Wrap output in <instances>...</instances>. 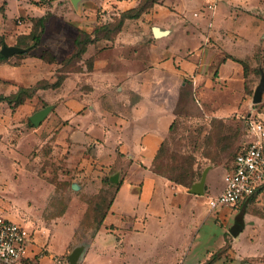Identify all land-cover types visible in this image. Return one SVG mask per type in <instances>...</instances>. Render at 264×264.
I'll return each instance as SVG.
<instances>
[{
  "label": "crops",
  "instance_id": "0c3cea01",
  "mask_svg": "<svg viewBox=\"0 0 264 264\" xmlns=\"http://www.w3.org/2000/svg\"><path fill=\"white\" fill-rule=\"evenodd\" d=\"M140 1L81 0L76 7L72 0H0V37L8 45L26 47V41L31 46L0 59V96L35 88L41 104L27 120L21 105L31 97L15 108L0 106L4 150L20 151L22 139L28 146L23 155L11 157V176L0 162V187L8 178L15 180L12 187L5 185L10 200L0 198V214L32 232L33 256L23 264H62L80 242L86 264H206L226 247L210 264L233 263L226 259L236 255L234 241L241 233L234 237L227 231L218 243L210 227L201 231L212 213L228 216L227 208L201 209L189 202L197 194L152 166L186 86L204 99L223 93L237 100L216 107L215 115L249 107L244 63L260 65L264 54V0H160L140 16L126 18L113 37L95 38L97 26ZM45 15L54 28L44 30L34 46L35 19ZM155 27L162 34L157 36ZM180 31L187 40L176 44ZM48 104H54L48 116L30 124L31 114ZM12 133L15 146L8 148ZM116 172L112 201L85 239L90 203L82 195L99 192L104 177ZM209 179L210 171L205 194L211 192V198L225 183L223 176L212 191L216 184L211 187ZM67 180L82 192L61 208L58 183Z\"/></svg>",
  "mask_w": 264,
  "mask_h": 264
},
{
  "label": "rangeland",
  "instance_id": "374dc122",
  "mask_svg": "<svg viewBox=\"0 0 264 264\" xmlns=\"http://www.w3.org/2000/svg\"><path fill=\"white\" fill-rule=\"evenodd\" d=\"M45 18L44 30L46 33L51 32L53 22L47 17ZM49 34L46 35L48 37ZM185 32H178L173 39L176 44H182L186 39ZM47 53V52H46ZM51 56L45 54V57ZM262 59V58H261ZM257 66H247V73L249 79L247 83V99L250 102L248 108H243L242 104L239 109H234L229 115L221 117L215 115L216 107L225 105L228 103L237 104V100L229 99L223 93H212L207 99H204L196 90L191 86H186L182 92L178 104L176 106V118L174 120L172 131L166 138L161 155L158 159V163L166 168V163H182L188 162L191 164V171L195 173L196 182L200 180L203 170L207 166H211L209 183L211 187L216 186L212 191H215L216 187L222 185V177L227 170L230 169L232 161L240 149V147L249 140V136L245 126V118L249 113H256L257 116H264V93L260 103L253 104L252 97L254 89L258 84L261 77V69L264 70L261 60L259 59ZM260 68V69H259ZM260 70V71H259ZM3 88V87H1ZM0 88V91H1ZM45 88V87H44ZM43 88V89H44ZM36 90V89H35ZM3 93H0L2 95ZM31 100L21 105L22 109L26 110L24 119L27 120V114L41 106L40 102H37L34 98V93L30 96ZM6 101L0 100V106H7ZM29 103H32L31 105ZM17 128H15V133ZM13 134V133H12ZM16 135L13 134L12 142H6L8 148L15 146ZM20 144V145H19ZM4 145L0 143V162H2V168L6 176L12 174V159L16 157V154H24L27 151V144L22 139L19 141L17 148H10V152L4 150ZM37 148V147H36ZM36 148L32 149L33 157L38 154ZM114 152V154H113ZM115 155V151L111 152ZM50 170H54L52 164H47ZM40 167V164H39ZM201 172L200 176H197ZM13 178V177H12ZM8 178L9 188L15 183V180ZM70 180L59 184V204L63 208L70 200L82 192L74 191L69 186ZM0 187V198L4 200H10L4 191L5 185ZM114 188L112 184L104 182L99 192L96 194L88 195L83 194L82 198L86 199L90 203V209L84 220L85 239H88L92 235L94 229L97 227V223L100 220L104 208L108 206L112 199ZM211 192H207L204 195H197V199L189 202L197 203L198 206L203 209H209V198ZM227 214H214L212 213L207 219V223L203 226L202 232L208 227L211 228L214 239L223 238L230 227L237 220L238 214L243 213V223L247 225L240 233L238 239L234 241V249L236 255L233 257L227 256L226 260L233 261L232 264H264V190H261L252 200L246 205H241L239 208H227ZM248 213V214H247ZM237 214V215H236ZM247 215V216H246ZM216 217H218L216 219ZM84 232V230H83ZM213 247L217 245V242H213ZM78 245H85L84 242H80ZM230 246V245H229ZM211 247L210 245L208 248ZM226 248L218 250L213 259L221 257L226 251ZM252 251L253 253H250ZM238 252L250 255H241L238 257ZM240 256V255H239ZM37 264V263H34Z\"/></svg>",
  "mask_w": 264,
  "mask_h": 264
},
{
  "label": "built area",
  "instance_id": "2783aa9c",
  "mask_svg": "<svg viewBox=\"0 0 264 264\" xmlns=\"http://www.w3.org/2000/svg\"><path fill=\"white\" fill-rule=\"evenodd\" d=\"M214 8V4H210ZM249 140L237 151L224 174V188L211 197V209L238 208L257 195L264 186V116L253 113L245 118ZM32 232L18 221L0 214V263L23 264L33 256ZM62 264H72L63 261ZM76 264H86L79 261Z\"/></svg>",
  "mask_w": 264,
  "mask_h": 264
},
{
  "label": "trees",
  "instance_id": "16d2710c",
  "mask_svg": "<svg viewBox=\"0 0 264 264\" xmlns=\"http://www.w3.org/2000/svg\"><path fill=\"white\" fill-rule=\"evenodd\" d=\"M159 1L160 0H141L140 3L136 7L131 8L127 11L121 12V14L119 16H116L114 20H112L106 24H102L100 26H97L95 29V33H96L95 38H97L100 33H103L104 35H106L109 38L113 37V35H115V33L122 27L124 20L126 18H133V17L140 16L143 12L148 11V9H150L155 3L159 2ZM44 24H45V18L44 17L35 19L33 31L30 34L31 41L34 42V46L39 45L41 34L44 31ZM3 44H5V40L2 37H0V48ZM22 44L27 46V45H29V42L22 41ZM260 54H261V52L260 53L258 52L256 54V57L259 56ZM3 58H5V56L0 52V59H3ZM260 60L262 61V65L264 68V54L262 56H260ZM244 65H245V71L247 74L248 64L245 62ZM34 92H35V88L21 87L15 93H12L10 95L0 96V100L6 101L12 108H15V107L19 106L20 104L24 103L28 98H30V96ZM253 114L258 118L262 117V116H257L256 113H253ZM29 123L32 124L30 120H29ZM173 123H172V126H173ZM172 126H171V131H172ZM165 140L162 142L160 148L158 149V152H157L156 157L154 159L152 168L157 174L168 178L170 181H172L176 184L184 185L185 187L189 188L192 185V183L196 177L195 173H192V171H191V164L190 163H188V162H182V163H177V164H175L174 162L166 163V168H163L158 163V159L161 155ZM200 175H201V172L197 174V176H200ZM103 181L107 182L109 184H112L113 186L116 187V184L113 183L109 179V176H105ZM263 189H264V186H263L262 190ZM113 195H114V193H113ZM112 198H113V196H112ZM111 201H112V199H111ZM111 201L109 202L108 206L105 208L109 207ZM246 204H248L247 201L244 202V205H246ZM105 208H104V210H105ZM104 213L105 212H103L102 216L104 215ZM243 213L244 212L238 214V216H237V221L239 223H241L242 225H243ZM102 216L97 223V227L99 226V224L102 221ZM64 261L69 262L68 257H66L64 259ZM212 261H213V257L206 264H210Z\"/></svg>",
  "mask_w": 264,
  "mask_h": 264
},
{
  "label": "water",
  "instance_id": "95a60500",
  "mask_svg": "<svg viewBox=\"0 0 264 264\" xmlns=\"http://www.w3.org/2000/svg\"><path fill=\"white\" fill-rule=\"evenodd\" d=\"M74 5L76 7L79 6L81 0H72ZM155 32L156 35L159 36L161 33L159 27H155ZM31 46H19V45H8V44H3L0 48V52L5 56V57H10L14 54L17 53H23L26 52L30 49ZM263 93H264V70L261 69V77L254 89L253 97H252V102L253 104L260 103L263 98ZM54 108V104H48L39 110L35 111L33 114L30 116V120L34 125H39L47 116L48 114L52 111ZM249 113L248 115H250ZM211 169V166H207L201 175L200 180L193 182L192 185L188 188L189 192L197 194V195H204L206 192V182H207V177L208 173ZM110 180L117 183L119 181V173L116 172L110 177ZM72 187L74 189H79L80 185L77 182H74L72 184ZM243 225L239 223L237 220L234 221L232 226L229 229V232L232 234V236L237 237L239 233L242 231ZM85 245H78L72 253L69 256V261L72 264H76L77 262L81 261V256L82 252L84 249Z\"/></svg>",
  "mask_w": 264,
  "mask_h": 264
}]
</instances>
